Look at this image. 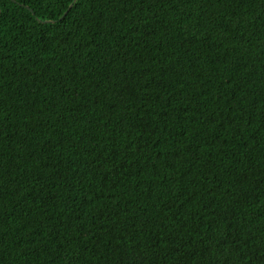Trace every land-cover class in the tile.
<instances>
[{"label":"trees","instance_id":"1","mask_svg":"<svg viewBox=\"0 0 264 264\" xmlns=\"http://www.w3.org/2000/svg\"><path fill=\"white\" fill-rule=\"evenodd\" d=\"M0 9V264H264V0Z\"/></svg>","mask_w":264,"mask_h":264},{"label":"water","instance_id":"2","mask_svg":"<svg viewBox=\"0 0 264 264\" xmlns=\"http://www.w3.org/2000/svg\"><path fill=\"white\" fill-rule=\"evenodd\" d=\"M27 8H29L28 6H27ZM1 10V9H0Z\"/></svg>","mask_w":264,"mask_h":264}]
</instances>
